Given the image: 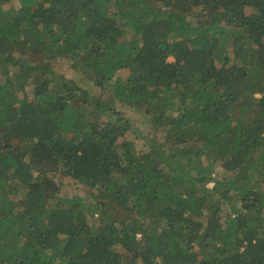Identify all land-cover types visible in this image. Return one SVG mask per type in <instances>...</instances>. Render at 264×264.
Instances as JSON below:
<instances>
[{"label": "trees", "instance_id": "1", "mask_svg": "<svg viewBox=\"0 0 264 264\" xmlns=\"http://www.w3.org/2000/svg\"><path fill=\"white\" fill-rule=\"evenodd\" d=\"M0 264H264V0H0Z\"/></svg>", "mask_w": 264, "mask_h": 264}, {"label": "rangeland", "instance_id": "2", "mask_svg": "<svg viewBox=\"0 0 264 264\" xmlns=\"http://www.w3.org/2000/svg\"><path fill=\"white\" fill-rule=\"evenodd\" d=\"M92 91H95V90H92ZM93 93L100 94L99 92H93ZM96 94H93V95L97 97ZM106 95H108V94H107V93H103V94L100 95V96L103 97V96H106ZM98 99H99V98H98ZM217 171H219V169H217ZM210 186H212V184H210ZM64 189H65V190H69V189H71V188H69V185H66V183H65V185H64Z\"/></svg>", "mask_w": 264, "mask_h": 264}]
</instances>
